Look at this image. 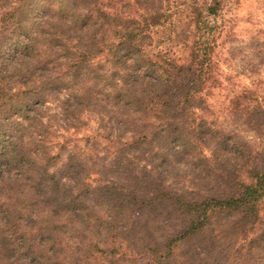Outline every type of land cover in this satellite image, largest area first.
<instances>
[{
	"label": "trees",
	"instance_id": "16d2710c",
	"mask_svg": "<svg viewBox=\"0 0 264 264\" xmlns=\"http://www.w3.org/2000/svg\"><path fill=\"white\" fill-rule=\"evenodd\" d=\"M31 1L18 0L3 18L28 68L41 74L18 88L0 84V264H210L216 254L204 245L185 262L174 256L195 236L213 244L215 218L234 222L233 238L219 230L234 247L225 264H264V159L240 172L227 166L225 187L211 195L139 167L93 185L72 154L52 169L61 154H51L50 125L39 115L44 99L73 83L65 103L88 104L93 74L110 86L105 104L112 100V115H123L119 128L130 132L126 145L141 160L146 152L176 157L186 146L198 149L197 141L227 150L224 136L205 126L192 132L184 116L195 115L188 106L209 78L223 0L184 1L176 32L183 56L151 49L154 28L172 17L166 0H42L39 22L29 19Z\"/></svg>",
	"mask_w": 264,
	"mask_h": 264
},
{
	"label": "rangeland",
	"instance_id": "374dc122",
	"mask_svg": "<svg viewBox=\"0 0 264 264\" xmlns=\"http://www.w3.org/2000/svg\"><path fill=\"white\" fill-rule=\"evenodd\" d=\"M184 1L187 3L188 0L165 1L164 5H168L172 17L164 26L154 28L151 46L153 52L161 50L173 56L185 55L176 36L179 17L186 13ZM18 5V0H0V84L12 89L28 80H40L41 74L36 67L28 68L30 60L22 55L21 50L8 37L10 28L5 25L3 18ZM51 6L55 7L54 4ZM176 7H179V11L175 13ZM30 8L32 11H29V19L39 22L45 12L42 0H32ZM211 36L213 48L207 70L209 78L194 95L191 104L190 101L187 103L190 104L189 112L195 115L184 116L188 117L186 121L189 122L186 129L195 132L205 126L211 132L224 136L229 143L227 150L221 151L212 141H197L198 149L193 150L186 146L185 151L176 157L171 154L165 156L146 152V158L141 160L139 150L126 145L130 140V132L123 127L119 128L123 115H120L119 110V115H112L109 110L112 100L110 104H105L110 94V86L100 77L95 78L90 74V80L86 81L84 88L89 91L85 100L88 104L73 108L68 106L73 105L71 100L65 103L70 98L68 94L78 87V84L73 83L68 86L69 89L66 87L57 90L44 99L41 105V121L50 125L51 129V154H61L52 169L59 168L67 161L68 155L72 154L71 162L74 165L84 162L87 181L93 185L105 179L115 181L119 176L125 177L128 170L136 171L139 167L137 171L143 168L145 172L150 170L154 173L161 169L162 173L168 175L166 179L172 187L194 189L197 193L211 195L225 187L229 169L227 166L236 164L239 169V166L262 165L264 0H223L220 17L216 20ZM94 62L98 65L101 63L102 66L105 64V60L99 57ZM48 68L51 69L50 66ZM57 70L56 68L55 71ZM129 116L136 119L134 115ZM181 117L175 120L179 121ZM206 139L211 140L209 137ZM153 147L155 149L160 146ZM262 212L264 217V210ZM215 219L221 222L217 221L219 224L214 225V243H208L209 240L206 241L204 236H195L190 243L178 246V254L174 256L176 262L187 261L192 253L198 252V247L204 245L210 257L216 254L208 260L210 264L226 263V259L232 256L234 247L221 238L219 230L226 231V237H230L228 229L234 226V222ZM192 259L196 260L194 257ZM146 260L144 257L140 262L145 263Z\"/></svg>",
	"mask_w": 264,
	"mask_h": 264
}]
</instances>
